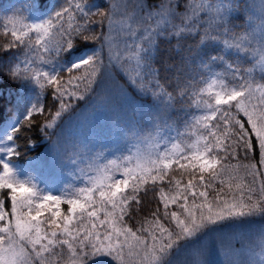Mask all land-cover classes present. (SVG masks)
Listing matches in <instances>:
<instances>
[{"label":"snow or ice","instance_id":"1","mask_svg":"<svg viewBox=\"0 0 264 264\" xmlns=\"http://www.w3.org/2000/svg\"><path fill=\"white\" fill-rule=\"evenodd\" d=\"M90 3L64 0L39 22L17 13L0 25V88L27 81L49 96L22 119L9 112L12 130L0 139V264L101 256L113 264H264V0H252L240 25L241 0H105L97 11ZM81 43L91 55L52 70ZM213 46L216 54L205 55ZM10 50L20 54L15 62ZM252 60L259 79L244 67ZM86 99L106 116L138 101L155 115L114 124L112 144L130 147L113 159L81 133L72 155L88 151L84 186L72 196L41 194L10 166L18 140L31 144L38 130L57 145L65 114ZM192 104L204 107L193 117L197 139L185 147L168 133L173 114ZM251 217H260L256 233L217 231L242 229Z\"/></svg>","mask_w":264,"mask_h":264},{"label":"trees","instance_id":"2","mask_svg":"<svg viewBox=\"0 0 264 264\" xmlns=\"http://www.w3.org/2000/svg\"><path fill=\"white\" fill-rule=\"evenodd\" d=\"M63 3L64 0H43V3L41 0H0V25L3 23V18L17 13L25 17L28 22H39L54 14ZM241 3L244 5V12L237 15L235 19L237 25L247 23L248 8L252 0H241ZM104 7L105 0H91V11L103 10ZM4 39L0 35V44L3 43ZM93 50L92 45L81 43L70 53H66L58 63H55L52 66V70L63 71L67 67H70L72 63H76L80 59L91 55ZM216 51V48L213 46L208 49L205 55L209 53L215 55ZM19 55L17 50H10L9 58L15 62ZM165 55L166 53L164 52L160 53L161 58ZM169 59H172V57H169ZM235 60V56L230 57V62H235ZM244 67H252L253 75L257 79L260 78L261 73L259 71V65L256 64V60H252L251 63H245ZM215 70L222 71L223 66H219ZM173 71L169 69V75ZM7 83L9 85L7 89L0 88V139H4L12 130L8 125L7 117L9 112H14L19 120L26 114L27 109L37 102L38 98L41 103L49 99L47 94L41 97L35 85L27 81L21 84L9 80ZM203 107L202 105L201 109H197L192 104L191 107L185 106L179 112L173 114V130L168 133L170 137L176 138L172 141L173 143H180L186 147L189 143H193L197 139V136L193 133L198 131V126L193 127L195 124L193 117L200 115ZM154 115V111H150L146 106H142L139 101L135 106L123 105L111 116L96 112L90 99L80 101L73 105L71 112L65 114L63 121L60 122L56 129L54 136L58 138L57 145H54L51 139H47L41 135L38 130H33L30 134L33 143L27 144L23 137L18 140L19 147L17 148V154L11 158L10 166L16 171L19 179L27 180L35 184L41 194L72 196L76 188L84 186L86 177L82 174L80 176L77 170L70 164V162L73 163L75 161V158H71L67 154L72 150L70 143L74 145L77 139L80 138L81 133H83L84 136L91 137L95 141L93 145L94 150L105 153L109 159H113L115 156L128 155L129 145L120 144L117 146L111 142L114 124L127 121L144 124L149 122ZM180 133H184V135L181 136ZM138 146L142 150L143 146L150 145L142 142ZM135 150V147H132V151ZM50 152H58L60 155L62 153L63 155L66 154L64 156L67 160L62 159L64 157L61 155L62 158L49 163L47 153ZM84 153L88 157V151L86 150ZM79 157L83 156L79 155ZM75 162L79 166L77 163L78 160ZM79 167L82 168L81 166ZM176 178H180L179 173H177ZM184 180L186 182V177H184ZM66 208V205L61 206L62 211H66ZM259 220L260 217L248 218V222L245 225L249 226L253 231H258V226H260ZM136 226L138 227L139 225L137 224ZM243 228L237 229L231 224H225L221 225L217 231L222 236H228L230 233L243 231ZM100 258H95L91 264H96L101 260Z\"/></svg>","mask_w":264,"mask_h":264},{"label":"rangeland","instance_id":"3","mask_svg":"<svg viewBox=\"0 0 264 264\" xmlns=\"http://www.w3.org/2000/svg\"><path fill=\"white\" fill-rule=\"evenodd\" d=\"M259 58L257 57V60H258ZM72 128V127H71ZM70 148H72V150H70L67 154H69L70 155V157L71 158H75V161L76 160H78V165L79 166H81V167H85L86 165H84L82 162H81V160H86L87 159V157H86V155H85V153H81L80 155H82L83 157H77L76 158V156L74 157L73 155H72V151H73V145H72V143H70ZM142 150H144V152H148V151H150L151 150V146H143V149ZM62 153V152H61ZM61 155L64 157V158H62L61 157ZM59 154L58 152H55V153H47V156H48V162L49 163H51V161L52 162H54V161H56V160H59L60 158H62V159H64L65 161L67 160L66 158H65V156H66V154H64L63 155V153L62 154ZM47 162V163H48ZM48 163V164H49ZM70 164L72 165V167H74L76 170H77V172H78V174L81 176V172H80V167L79 166H77V164H76V162H73V163H71L70 162ZM252 230V231H251ZM260 230V226H258V231ZM257 230H255V231H253V229H251L249 226H247V225H245L244 226V228H243V232H246V233H248V234H253V233H256V232H258ZM213 258L214 259H218V257H216L215 256V254H213ZM101 260L99 261V262H97L96 264H113V262L108 258V257H104V256H101V258H100Z\"/></svg>","mask_w":264,"mask_h":264}]
</instances>
